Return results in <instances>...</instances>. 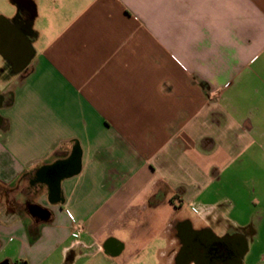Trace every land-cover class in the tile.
Here are the masks:
<instances>
[{"label":"crops","instance_id":"0c3cea01","mask_svg":"<svg viewBox=\"0 0 264 264\" xmlns=\"http://www.w3.org/2000/svg\"><path fill=\"white\" fill-rule=\"evenodd\" d=\"M22 6L25 47L5 51ZM17 261L264 264V0L0 4V264Z\"/></svg>","mask_w":264,"mask_h":264},{"label":"flooded vegetation","instance_id":"af4514ba","mask_svg":"<svg viewBox=\"0 0 264 264\" xmlns=\"http://www.w3.org/2000/svg\"><path fill=\"white\" fill-rule=\"evenodd\" d=\"M20 21L17 22L15 29L11 30L10 34L8 35L5 32V39L3 41V48L5 49V51H14L15 49L18 51V49H23L25 47V43L22 41V39L20 38V33L25 34V31H23V29L20 30V23H22V21H27L30 19V17L32 16V11L31 9L27 8L26 6H22V11H21V15H20ZM195 242H198V239H194L192 241V244H194ZM188 253L190 254H194V249L190 248V246L186 249ZM210 255L213 256L216 259H223L226 260L230 257H233L235 255H233L234 253L232 252L231 249H229L228 247L224 246V245H217V246H212L210 247Z\"/></svg>","mask_w":264,"mask_h":264},{"label":"rangeland","instance_id":"374dc122","mask_svg":"<svg viewBox=\"0 0 264 264\" xmlns=\"http://www.w3.org/2000/svg\"><path fill=\"white\" fill-rule=\"evenodd\" d=\"M7 1L8 0H0V4L2 2H7ZM11 8L12 7H10V9ZM15 8H16V12L18 13V10L20 9V7L16 6ZM37 8H38V18L36 19L33 28L37 33L43 34L45 32L46 22H47V18H48L47 17L48 11H45V9L42 7V5H37ZM38 46H39V44L37 45V47Z\"/></svg>","mask_w":264,"mask_h":264},{"label":"built area","instance_id":"2783aa9c","mask_svg":"<svg viewBox=\"0 0 264 264\" xmlns=\"http://www.w3.org/2000/svg\"><path fill=\"white\" fill-rule=\"evenodd\" d=\"M77 226H78V225H77ZM76 230H77V233H76L75 237H77V236L79 235V233L81 232V227L78 226V227L76 228Z\"/></svg>","mask_w":264,"mask_h":264},{"label":"trees","instance_id":"16d2710c","mask_svg":"<svg viewBox=\"0 0 264 264\" xmlns=\"http://www.w3.org/2000/svg\"><path fill=\"white\" fill-rule=\"evenodd\" d=\"M14 264H27L25 261H17Z\"/></svg>","mask_w":264,"mask_h":264}]
</instances>
